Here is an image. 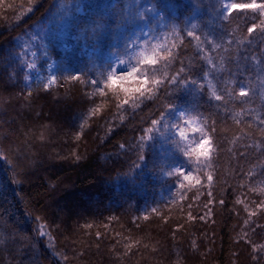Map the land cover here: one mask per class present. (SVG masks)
<instances>
[{"label": "trees", "instance_id": "trees-1", "mask_svg": "<svg viewBox=\"0 0 264 264\" xmlns=\"http://www.w3.org/2000/svg\"><path fill=\"white\" fill-rule=\"evenodd\" d=\"M124 2L0 0V264H264V16L221 15L222 0H150L164 15L159 39L176 55L154 75L183 68L181 83L117 107L122 92L102 96L86 81L103 71L91 55L117 40ZM32 36L46 42V63L60 64L47 91L27 86L20 66ZM177 105L216 132L199 183L166 198L177 177L163 176L155 132L142 153L139 145L151 120Z\"/></svg>", "mask_w": 264, "mask_h": 264}, {"label": "snow or ice", "instance_id": "snow-or-ice-1", "mask_svg": "<svg viewBox=\"0 0 264 264\" xmlns=\"http://www.w3.org/2000/svg\"><path fill=\"white\" fill-rule=\"evenodd\" d=\"M141 6L137 5L139 9ZM152 12L156 13V9H150ZM240 10L246 11L251 10L253 12H259L261 16H264V3H257V0H251L249 3H236V2H225L222 5L221 15L227 13L229 16L233 11ZM147 11L143 12L137 11L136 17H133L131 20L126 21L128 23L133 22L138 19L141 23H147L149 25L148 32H142L143 40H141V36H137L135 39L131 37L127 38L125 41V46L123 49V53L117 52L113 55L115 56V60L107 64L103 71L99 72L98 76H95L86 81L87 85L92 87L95 91H98L100 95H107L108 91L119 94L123 93L124 99L119 101L117 107H122L123 105H127L132 103L133 106H137V102H143L144 99H152L154 92L163 86L164 83L167 84H179L181 83L180 72L183 71V68L180 69V72L175 73L174 75L168 76L165 73V80L157 79L154 75L156 71V66L160 64L162 61L166 64H172L176 60V55L174 54L173 49L175 48V43L173 42L172 47L168 46L167 41H161L158 37L156 39V43H152L149 37L152 36L153 29L151 28V20L146 19ZM261 25H264V20L260 21ZM257 25L253 24L251 27L247 29L248 33H252L256 29ZM171 34L173 36L177 35V31L175 27L171 29ZM95 35H99V33H95ZM188 37H192L194 39H199L198 36L192 31L187 32ZM43 48V44L38 46L37 51H31L30 49L25 50L23 54L20 56V66L24 67L28 73L35 70L37 68V57L39 50ZM31 56V59H26V57ZM44 58L50 60L51 55L47 49H44L42 53H40ZM123 55L128 56V60L122 58ZM135 58V63H132V59ZM127 63V67L125 64ZM15 74L9 75V79H12ZM37 79H41L37 77ZM46 79V83L43 84L45 91H47L51 85L57 83V76L51 75L50 77L44 78ZM70 79L74 81H81L80 75H71ZM24 80L26 82L31 81V77L29 74L24 76ZM43 82V81H41ZM119 84L118 87H114V85ZM27 86H30L27 85ZM240 96L247 97L248 92L241 88ZM214 99L220 101L222 99L221 95H215ZM181 118L185 116L184 112H180ZM261 123L264 124V120H261ZM184 124L188 127H191L193 133H200L199 140L195 141V143L189 142L186 128L179 127L178 125H173L172 127L176 129L175 134L180 137L182 141H185L186 146L181 149L184 156L188 157L191 160L192 157H195L199 162L201 159L205 162L206 165L211 164L212 162V153H213V134L216 132V128L213 124L207 127L200 126V123L196 120V118L189 117L184 120ZM193 124L196 126L193 127ZM151 127L146 130V135L141 137V144L139 145V150L141 153L143 152L144 143L147 140H152L154 137L152 133L154 131L160 132L161 136H164V131L169 125L164 122V115L161 114L159 119L151 120ZM121 147H124L121 145ZM177 147H180L179 143ZM145 156L143 154L139 155L137 158V162L134 164V167L139 168L140 162L144 161ZM175 173L177 179L183 177V181H189L192 179V173L189 168L183 167H175ZM173 172L170 170L167 172V175L171 176ZM208 180L211 181V175L208 176ZM199 183V180H197ZM180 187L183 188V182L180 184ZM264 204V202H262ZM155 211V209H153ZM254 214V213H253Z\"/></svg>", "mask_w": 264, "mask_h": 264}, {"label": "rangeland", "instance_id": "rangeland-1", "mask_svg": "<svg viewBox=\"0 0 264 264\" xmlns=\"http://www.w3.org/2000/svg\"><path fill=\"white\" fill-rule=\"evenodd\" d=\"M225 2H233V0H222V5ZM137 5L141 6L139 9L137 8ZM155 8L153 3L150 2V0H125L123 9L125 10V21L123 24L119 27V32H117V40H115L109 47L105 49L104 52H98L97 50L93 49V54L91 56L95 57L100 56L101 58V65L103 66L102 70L107 66L108 63L113 62L115 60V56L113 55L114 53L120 52L123 53V49L125 46V41L127 38L131 37L132 39H135L137 36H141V40H143L142 32H148L149 30V25L147 23H141L139 22L138 19L134 20L131 23H128L126 21L131 20L133 17H136L137 11H145L148 10L152 16H155L157 19L155 20V24H151V28L153 29L152 36L149 37V39L152 41V43H156L155 38H159V30L163 25L162 22V17L164 15L160 14V10L156 9V13L152 12L150 9ZM162 16V17H161ZM147 19V17H146ZM39 37V36H38ZM40 38V37H39ZM42 38V37H41ZM38 39L36 36H32L27 43L24 45V49L28 50L30 49L31 51H37L38 46L43 44V46H46V42L42 40L39 42L40 44L37 43ZM43 48L39 50L40 52H43ZM38 53L37 57V68L31 73H28L31 77V81L26 82L27 84H31L33 82H41L46 83L47 77H50L51 75H56V72L59 68V65L56 62H49L46 63V58L41 56ZM96 54V56H95ZM43 57V58H41ZM123 59L126 61L128 60V56L123 55ZM27 59H31V56L27 57ZM132 63H135V58L132 59ZM127 63L125 64V67H127ZM37 77H40L41 79H37ZM262 80L259 83V86L261 85ZM198 81L191 80L186 83H184V86L187 90L188 93H193L197 90L198 88ZM262 89L264 90V80L262 82ZM44 105L40 104V107L42 108ZM44 111V110H43ZM180 112H184L185 116L181 118ZM46 115V114H45ZM189 117L196 118V120L200 123V126H202L201 120L199 117L195 116L192 112V110L187 106V105H177L171 108L167 115L164 116V122H166L169 127L164 131V136H161L160 132H155V147L157 148L159 153H162L165 158V169H163V176L165 178H168L169 175H167L168 171H172L173 174L171 176H175V167H183V168H189L192 173V179L189 181H183V177H180L179 179H175L173 183L167 185L163 193H161V197H166V198H172L175 196L179 191H180V184L183 182L185 184H193L196 185L198 184L197 180L200 178V171H205L207 169V166L205 162L201 159V161H197L195 157H192L191 160H189L188 157L184 156L181 149L186 146L185 141H182L178 135L175 134L176 129L173 128V125H178L179 127L186 128V133L188 137V141L195 143V141L199 140L200 138V133H193L191 130V127H188L187 125L184 124V120L188 119ZM196 125L193 124V127ZM203 127V126H202ZM179 143L180 147H177V144ZM49 157L45 156V159ZM47 160V159H46ZM37 162H41V160H38ZM26 167V166H25ZM34 165L31 163L29 166L26 167L28 171L32 172V179H36V174H34ZM49 167V166H48ZM52 168V167H51ZM51 170V169H48ZM87 200V199H86ZM89 201V200H88ZM55 209L58 211V217L62 218L64 214L63 207L57 206ZM17 218V217H16ZM21 231L23 230V226L20 224L19 225Z\"/></svg>", "mask_w": 264, "mask_h": 264}]
</instances>
